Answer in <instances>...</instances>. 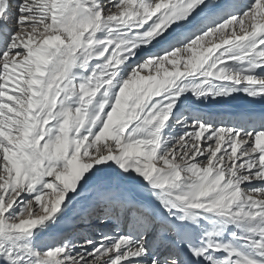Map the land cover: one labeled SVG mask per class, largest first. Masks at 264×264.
<instances>
[{
  "label": "snow or ice",
  "instance_id": "snow-or-ice-1",
  "mask_svg": "<svg viewBox=\"0 0 264 264\" xmlns=\"http://www.w3.org/2000/svg\"><path fill=\"white\" fill-rule=\"evenodd\" d=\"M264 0H0V264H264Z\"/></svg>",
  "mask_w": 264,
  "mask_h": 264
},
{
  "label": "bare ground",
  "instance_id": "bare-ground-1",
  "mask_svg": "<svg viewBox=\"0 0 264 264\" xmlns=\"http://www.w3.org/2000/svg\"><path fill=\"white\" fill-rule=\"evenodd\" d=\"M249 109H254L256 111H264V104H260L259 106L252 107V108L241 107V106H233V105L231 107H224V106L223 107H217V110H221V111L228 110V111H231V112H241V111H245V110H249Z\"/></svg>",
  "mask_w": 264,
  "mask_h": 264
},
{
  "label": "rangeland",
  "instance_id": "rangeland-1",
  "mask_svg": "<svg viewBox=\"0 0 264 264\" xmlns=\"http://www.w3.org/2000/svg\"><path fill=\"white\" fill-rule=\"evenodd\" d=\"M241 106V107H249V108H252V107H257L259 106L260 104H256V105H252V104H249L247 103V98H241V99H237V101H232L230 104H227V105H222V106H217V107H231V106Z\"/></svg>",
  "mask_w": 264,
  "mask_h": 264
}]
</instances>
